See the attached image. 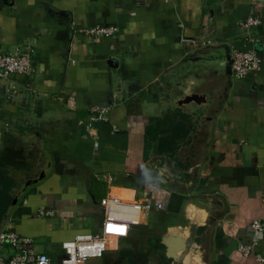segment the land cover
Wrapping results in <instances>:
<instances>
[{
    "label": "crops",
    "instance_id": "0c3cea01",
    "mask_svg": "<svg viewBox=\"0 0 264 264\" xmlns=\"http://www.w3.org/2000/svg\"><path fill=\"white\" fill-rule=\"evenodd\" d=\"M250 11L259 23L243 29ZM94 25L116 32H83ZM24 47L30 74L0 80V172L15 197L0 229L56 261L60 242L100 231L108 191L143 198L160 155L179 169L158 181L173 188L163 207L82 264H258L255 253L264 264L249 227L264 216V0H0V51ZM231 48L253 49L256 71L235 78ZM189 93L203 101L183 102ZM90 105L108 112L87 133L77 120ZM40 206L53 214L37 216ZM163 236L185 243L173 262ZM252 242L248 255L236 248Z\"/></svg>",
    "mask_w": 264,
    "mask_h": 264
},
{
    "label": "built area",
    "instance_id": "2783aa9c",
    "mask_svg": "<svg viewBox=\"0 0 264 264\" xmlns=\"http://www.w3.org/2000/svg\"><path fill=\"white\" fill-rule=\"evenodd\" d=\"M261 0H249L250 6H254ZM259 23V19L250 11L240 21L243 29H249ZM85 34L92 36H109L116 32L113 25H94L83 29ZM30 47H24L14 53L0 51V80H6L13 74L26 76L30 74L31 67ZM260 59L253 49L231 48L229 54V68L231 74L238 79L246 77L256 71ZM65 103L67 107H74V96L69 94ZM108 108L99 105H90L86 108L85 118L78 119L87 133L96 122L107 119ZM1 135V131H0ZM93 146L97 141L93 140ZM110 178H108L109 180ZM144 196L142 199H131L108 191L98 203L102 209L101 228L98 233H79L71 239L59 243L61 256L53 261L44 252L35 251L30 237L20 236L9 228L0 229V245L6 246L10 252L7 256L0 254V264H82L87 259L101 257L103 252L115 249L117 241L126 236L132 225L142 222L143 217L152 208H162L168 196L173 192L172 187H163L157 180L147 179L143 182ZM264 207V197L262 200ZM53 214V210L40 206L36 215L47 217ZM249 227L264 239V216L252 219ZM255 243L237 244V250L242 255L253 253ZM258 264L263 262L260 254H253Z\"/></svg>",
    "mask_w": 264,
    "mask_h": 264
},
{
    "label": "water",
    "instance_id": "95a60500",
    "mask_svg": "<svg viewBox=\"0 0 264 264\" xmlns=\"http://www.w3.org/2000/svg\"><path fill=\"white\" fill-rule=\"evenodd\" d=\"M182 101L183 102L194 101L197 103V102L203 101V97L201 95L196 94V93H189V94L185 95V97L182 99ZM157 159L161 160V163L159 165H157V163H156ZM147 164L152 165L155 169V177L149 175L148 178L157 180L160 183L161 182L166 183L169 179L172 178V176L174 175V172L177 173L179 171V169H177L176 167H174L172 165L171 161L168 158H166L164 156H160V155L151 157ZM166 170H169V172L171 174V178L169 176H167ZM42 176H43V171H41L37 177H35L33 179L26 180L22 185L21 192L24 191L26 186H28L29 184H32L33 182H36L37 179L41 178ZM14 202H15V197L11 200V204H14ZM160 241L165 246V250H164L165 257L169 258L171 262H173L174 260L177 259L178 253L181 250L185 249V243H183V241L181 239L179 240V242L175 246H172L169 243L168 238L165 236H163ZM192 258L194 259V257H192ZM162 264H165V262H163Z\"/></svg>",
    "mask_w": 264,
    "mask_h": 264
},
{
    "label": "trees",
    "instance_id": "16d2710c",
    "mask_svg": "<svg viewBox=\"0 0 264 264\" xmlns=\"http://www.w3.org/2000/svg\"><path fill=\"white\" fill-rule=\"evenodd\" d=\"M166 141V138H163V142ZM1 178L3 180H1ZM0 216L3 214L5 209L11 202V196L8 193V189L10 184L6 182L5 178L2 176V172H0Z\"/></svg>",
    "mask_w": 264,
    "mask_h": 264
},
{
    "label": "rangeland",
    "instance_id": "374dc122",
    "mask_svg": "<svg viewBox=\"0 0 264 264\" xmlns=\"http://www.w3.org/2000/svg\"><path fill=\"white\" fill-rule=\"evenodd\" d=\"M117 245H118V241H117ZM153 254L155 255V252H153ZM140 264H149L148 260L146 259H142L141 261H139ZM121 264H125V262L123 260H121Z\"/></svg>",
    "mask_w": 264,
    "mask_h": 264
}]
</instances>
